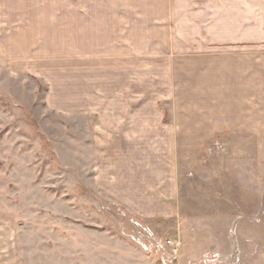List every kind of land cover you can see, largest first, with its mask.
Segmentation results:
<instances>
[{
	"label": "rangeland",
	"instance_id": "374dc122",
	"mask_svg": "<svg viewBox=\"0 0 264 264\" xmlns=\"http://www.w3.org/2000/svg\"><path fill=\"white\" fill-rule=\"evenodd\" d=\"M228 1L0 0V264H264L263 123L197 121Z\"/></svg>",
	"mask_w": 264,
	"mask_h": 264
},
{
	"label": "crops",
	"instance_id": "0c3cea01",
	"mask_svg": "<svg viewBox=\"0 0 264 264\" xmlns=\"http://www.w3.org/2000/svg\"><path fill=\"white\" fill-rule=\"evenodd\" d=\"M228 2H226V9ZM230 3L232 12H236V18L234 15L232 19L237 22L223 25L225 29L230 27V31L227 29L221 30L220 33L217 31L214 40L223 44L231 43L234 48L243 47V50L230 51L231 56L239 59L237 65L232 67L230 64L222 68L221 76L218 78L219 82H216L219 84L216 85L219 92L215 94L217 98V101H214L215 108L208 113L199 114L197 121L204 123V126L206 123L215 122L217 128L222 127L218 123L220 122L221 125H225L223 128L231 130H233L232 128L237 129L243 122H247V126L241 127L249 128L246 131H253L255 122H262L264 128V80H258L256 83L254 70L256 45L264 43V0H230ZM256 17L259 20L258 23H256ZM256 24L263 26V32L258 36L254 32ZM258 52L264 53V50H258ZM245 64L246 66H244ZM261 72L264 74V71ZM207 102L211 103V101ZM228 123L229 125H227ZM258 127L259 125H257ZM238 132L240 131L238 130ZM198 136H203V134H198ZM252 136L264 137V129L257 130ZM166 179V185L175 188L178 183L175 181V176L168 175Z\"/></svg>",
	"mask_w": 264,
	"mask_h": 264
}]
</instances>
